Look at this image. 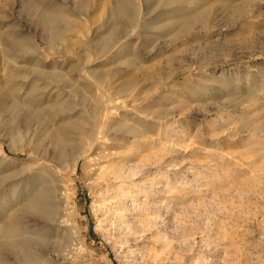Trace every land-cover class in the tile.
I'll return each instance as SVG.
<instances>
[{
	"label": "rangeland",
	"instance_id": "obj_1",
	"mask_svg": "<svg viewBox=\"0 0 264 264\" xmlns=\"http://www.w3.org/2000/svg\"><path fill=\"white\" fill-rule=\"evenodd\" d=\"M21 1L0 0V37L34 48L13 58L0 41V94L17 88L13 101L43 117L26 121L20 149L14 113L0 117V177L19 172L0 182V226L48 178L60 220L22 219L49 240L40 264H264V0H124L120 17L115 0H42L62 19L51 46ZM62 126L83 154L59 172L45 157ZM0 264L28 263L0 248Z\"/></svg>",
	"mask_w": 264,
	"mask_h": 264
},
{
	"label": "bare ground",
	"instance_id": "obj_2",
	"mask_svg": "<svg viewBox=\"0 0 264 264\" xmlns=\"http://www.w3.org/2000/svg\"><path fill=\"white\" fill-rule=\"evenodd\" d=\"M115 1L116 2L113 4L110 13L114 17L125 16L127 13V8H129L128 3L124 0ZM41 4H43L42 0H22L21 11L34 17L33 22L36 23V26L43 34L44 39L47 41L46 44L51 46V43L53 45V41L61 36L58 25L62 24V19L54 15H48L46 7H43ZM38 5L41 6V9H38ZM87 5L88 0H84L81 4L82 9H85ZM180 19V27L183 29V31H187L189 30L190 26L200 22V20L203 19V16L201 14H196L194 16L185 15ZM148 24L149 23L143 26L148 27ZM122 34L123 31L120 30L118 32L111 33V35L108 37L100 40L99 45L104 48H108L113 44L115 38ZM0 41L3 42L2 44L5 46L7 53L13 58H29V54L34 48L29 37H23L15 31L9 33L7 37H0ZM41 73H43V71ZM44 74H46L45 76H47L48 79H52L53 81L59 83L64 81L59 72H48ZM92 74L98 81L103 80L107 75L104 71H94ZM134 84L135 81H131L130 83L128 82V84H124V88ZM18 94L19 90H17V88L11 89V92L8 95L4 93L0 94V117L5 112H12L15 115L13 118L14 122H12V130L9 136L10 147L12 149H20L23 147L24 142L23 138L20 136V131L22 134V128L24 129L25 123H27L26 121L31 120L32 118L41 119L43 117L42 113L33 110L32 104L23 100L13 101V98H16ZM70 103L55 105L50 108L49 111L56 110V113L64 114L67 110L71 109ZM21 110H28V115L26 117H20L19 111ZM72 129L74 131L77 130L78 133L89 135L87 128L77 126V124H74ZM57 130V133L51 134L50 141L52 148L49 149L50 151H48L45 159L48 160L50 165H54V167L59 172H61V169H64L65 163L73 165L76 164L80 156L83 154V148L81 145L82 142L80 143L81 140L79 142L76 141V137L73 135L75 132H71L64 126L61 128L59 127ZM18 174L19 172L15 171L12 175L0 177V182H4L8 178H14ZM46 175L47 177L54 176L51 170H47ZM51 181H49L47 178L42 189L31 194L22 204V213L13 216L12 219H10L8 225L0 226V248L12 249L16 254L19 255L21 260L26 261L28 264H40L43 261H50V259L45 256L47 254L46 249L49 245V240L47 237L44 239L43 237L38 236V232L40 231L41 227L37 226L30 229L33 225L30 224L28 228L25 226V224H23L22 219L25 215H28V217L34 220V222L43 221L45 225H48L46 227L47 229L52 228V226H50L51 222H58L60 220L61 216L59 213L61 201L59 200L60 198H58L59 189Z\"/></svg>",
	"mask_w": 264,
	"mask_h": 264
}]
</instances>
